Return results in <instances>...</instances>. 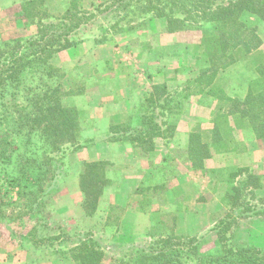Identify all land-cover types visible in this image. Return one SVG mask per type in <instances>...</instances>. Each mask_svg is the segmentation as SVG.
<instances>
[{"label": "crops", "instance_id": "1", "mask_svg": "<svg viewBox=\"0 0 264 264\" xmlns=\"http://www.w3.org/2000/svg\"><path fill=\"white\" fill-rule=\"evenodd\" d=\"M25 1L0 0V21L6 22L15 14L30 34L33 26L20 11ZM70 1L43 0V6L49 15L58 16L68 10ZM102 1L80 0V4L90 9ZM241 20L257 27L261 44L219 68L213 80L227 97L239 101L245 98L249 83L257 76V66L264 61V19L244 11ZM166 26L165 19L152 18L130 32L110 34L104 41L85 38L50 59L63 74L61 83L68 93L62 102L81 111L77 139L86 141L68 154V170L60 186L63 196L74 198L72 212L77 221L65 222L68 228L107 227L112 209L119 208L118 233L135 244L156 232L197 235L226 210L224 196L232 186L230 176L240 168L260 178L254 196L256 201L264 199V144L251 127L235 128L230 143H208L211 155L203 160L202 169L193 168L188 157L192 126L199 125L205 139L210 136L219 104L215 95L206 93L209 87L196 82L209 69L207 53L196 45L218 31L212 22L191 32H167ZM163 84L187 93L180 109L169 115L172 133L156 138L146 154H138L127 140H107L110 125L137 121L151 87ZM185 87L188 89L183 91ZM207 141H211L209 137ZM101 161L108 164V183L96 211L88 216L82 206L80 167L85 162ZM234 239L240 245L264 250V219L242 221Z\"/></svg>", "mask_w": 264, "mask_h": 264}, {"label": "trees", "instance_id": "2", "mask_svg": "<svg viewBox=\"0 0 264 264\" xmlns=\"http://www.w3.org/2000/svg\"><path fill=\"white\" fill-rule=\"evenodd\" d=\"M112 10L117 13V18L98 41L106 40L110 34L130 32L152 18L165 19L167 32L197 30L206 23H214L218 34L203 38L196 45L207 53L209 63V69L202 72L196 82L199 86L209 87L206 93L215 95L219 104L214 127L208 136L211 141L204 138L199 128L196 129L198 126H192L190 131L188 157L194 169H202L203 160L211 155L208 145L229 138L231 129L251 127L255 137L264 144V61L257 66V76L249 83L247 94L241 101L227 97L213 84L219 68L260 46L257 27L241 20V14L247 11L264 19V0H104L92 9H84L80 0H71L68 10L58 16L48 14L43 0H26L20 6L21 16L33 26V30L24 39L0 47V88L25 75L37 77L40 81L41 86L35 84L29 90L32 114L26 118L31 125L40 128L44 143L51 147L44 154L45 165L54 166L49 188L58 189L65 172L64 162L60 158L56 160L50 153L62 150L65 154L66 145L79 147L77 134L81 124V111L62 102V97L68 93L61 83L63 74L50 59L55 53L81 42V32ZM186 89L188 87L182 90ZM186 95L164 84L153 85L140 105L137 121L112 123L107 140H127L138 154L148 153L156 138L172 133L174 127L169 122V115L180 109ZM222 101L227 105L224 110ZM229 116L234 119L233 127L226 124ZM106 166L103 161L83 164L79 185L87 215L96 211L98 198L108 183ZM230 177L235 184L224 196L227 210L208 230L215 234L217 246L214 252L198 249L208 232L192 236L171 234L151 240L152 245L140 250L135 258L120 257L118 264H264L263 249L240 245L234 239L242 221L264 219V199L257 202L254 196L260 178L247 168L236 170ZM244 196L247 200H243ZM1 212L0 208V220L3 218ZM77 241L71 249V259L79 264H99L102 252L96 250L98 244L93 239V232H86ZM180 252H186L187 256H178Z\"/></svg>", "mask_w": 264, "mask_h": 264}, {"label": "rangeland", "instance_id": "3", "mask_svg": "<svg viewBox=\"0 0 264 264\" xmlns=\"http://www.w3.org/2000/svg\"><path fill=\"white\" fill-rule=\"evenodd\" d=\"M10 16L6 22L0 21V47L24 39L29 33L28 27L18 21L15 14ZM115 18L117 13L113 10L98 17L90 27L81 32L80 38L82 40L88 37L101 38ZM0 19L2 20V17ZM35 84L40 85L37 77L25 75L21 76L19 81L0 88V208L3 215L0 220V264H79L71 259L70 252L77 244L78 238L84 237L88 231L93 232V239L98 244L96 250L102 252L99 264H118L120 257L135 258L140 250L152 245L151 240L168 236L156 232L136 244L122 239V235L118 233L119 208L112 209L107 227L95 230L90 227H66L65 222L75 224L77 221L73 218L74 211L72 212L74 198L63 196L60 186L68 170L67 156L78 147L66 145L65 154L62 150L50 153L56 160L60 158L61 162H64L65 172L63 171L64 176L58 183V189L49 188L54 166L45 165V155L51 147L44 143L40 128L31 125L26 118L28 114H32L29 109L28 94ZM182 86L183 84L180 85ZM75 88L79 89L80 86ZM221 105H223L222 110L227 106L224 101ZM233 121V117L229 116L226 124L233 127ZM197 126L196 129L203 131L199 125ZM234 129H231V134ZM230 136L222 141L227 144L231 140ZM222 141L221 143H224ZM77 142L86 143L78 139ZM46 168L49 170L45 171ZM80 169L81 174L83 165ZM234 182L235 180L232 185L235 184ZM49 189L50 191L45 194ZM243 200H247V196H244ZM64 208H68V211L59 215L58 212ZM222 214L214 216L213 224ZM208 230L209 228L197 235L206 234ZM63 232H66L65 235L55 239V236ZM112 239L118 245L112 244L110 241ZM216 246L215 234L208 232L207 238L198 245V249L214 252ZM177 255L183 257L187 256V253L180 252Z\"/></svg>", "mask_w": 264, "mask_h": 264}]
</instances>
